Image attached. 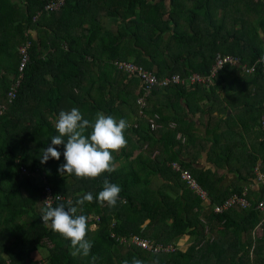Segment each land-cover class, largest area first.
<instances>
[{
  "label": "trees",
  "instance_id": "obj_1",
  "mask_svg": "<svg viewBox=\"0 0 264 264\" xmlns=\"http://www.w3.org/2000/svg\"><path fill=\"white\" fill-rule=\"evenodd\" d=\"M86 1L68 0L59 12L47 13L34 20L37 13L43 9V0H0V105L8 106L7 110L0 114V263L11 260L12 264H91L92 257L96 256L95 264H123L125 260L132 264L134 258L144 264H224L222 256L231 250L235 257L239 256L240 262L236 264H246L244 257H249V252L253 249V254L259 257L257 263L253 264H264V232L260 239L253 240L252 236L246 242L238 244L241 234H251L260 223H263L264 229V212L255 208L260 200L257 202L249 199L253 204L249 209L235 207L222 214L214 213L215 205L222 204L233 194L243 195V188H223L211 177V171L193 173L197 182L208 192L211 201V209L208 212L219 226L217 237L203 238L204 246L201 250L198 251L196 246H192L186 252L177 249L173 253L156 254L136 246L120 244L112 237V234L117 237L138 235L155 243L175 244L185 235L196 238L202 236L201 231L204 230L200 229V225L205 227L201 224L202 214L197 211L196 214L193 213L196 208L202 211L203 200L182 180L180 174L172 169L171 164L167 165L169 160L174 162L177 159L175 148L182 149L181 141L176 140L179 130L167 129L168 134L160 128L161 125L167 126L169 123L157 107L149 109L151 99L158 91L174 90L187 97L192 91L197 93L202 90L199 101L210 99L214 103L218 99V90L221 91L224 84L229 88L233 82L240 79V82L248 84L254 92L253 104L261 117L264 110V74L261 70L253 75H244L237 69L226 68L210 87L179 85L156 89L149 98L145 113L149 117L159 116L155 119L157 129L151 128L148 118L139 116L138 94L135 96V93L129 90L127 93L123 92L128 96L123 101L130 105L129 110L139 118L137 124L131 126L126 133H132L138 143L146 146V152L132 158L133 150L123 149L121 153L126 159L125 163L112 173L106 172L97 178H77L71 175L73 183H69L68 174L62 176L58 171L60 165L65 163L63 145L57 146V150L61 152L59 161L49 159L47 163H41V149L47 147L51 143V137L58 135V132L47 118H23L21 111L26 105L24 99H27V90L35 87L36 69L41 63L58 61L60 57L61 64L78 67V77H81V66L87 63L86 57H93V61L88 64H96L95 59L99 57L97 52L106 39L98 41L97 24L85 27V16L82 22L72 17L80 13ZM101 1L109 4L113 2L116 9L110 6L112 11L110 10L108 15L124 22L118 33H107L111 37L113 49L106 57V63L110 64L112 60V68L124 80L128 77L132 78L131 80L138 79L119 71L113 64L117 59L133 61L159 78L176 74L185 78L192 74H208L217 54L234 55L240 57L244 63L254 64L264 52L262 2L192 0L196 6L189 10V30L185 31L178 26L180 29L174 27V32L171 33L173 28L170 22L174 18L171 12L169 20L164 18L168 10L162 3L154 4L152 16H145L144 21L141 15L135 12V8L140 6L136 5L138 0ZM139 1L141 4L145 3V0ZM94 21L96 23L97 19L94 18ZM146 24L148 30L145 28ZM31 31H37L38 36L34 38ZM28 41L32 43V60L24 72L17 98L12 104H8L7 94L18 75L19 48ZM178 45L182 46V52L174 51V47ZM128 46L133 48L132 52H129ZM44 55L46 62L43 60ZM133 84L132 82L131 85ZM114 94L117 96L116 91ZM115 109L117 110L110 104L108 115L115 117ZM136 125L138 127H135ZM186 138L189 140L190 136L187 135ZM158 139L165 140V150L162 149V153L172 152L173 155L172 158L165 157V162L160 160L158 154L155 155V148L158 147L153 145V142ZM204 141L205 144L200 148L206 150L210 143L209 155H216L218 158L220 154H217V133L208 132ZM258 147L261 155L249 158L252 165L250 175L253 178L259 157L263 160L261 169L264 172V141L261 140ZM225 161L229 163V155ZM180 162L184 169L188 167ZM23 167L27 168L28 174L23 173ZM160 175L169 179L170 184L164 182L162 189L152 188V177L159 179ZM43 177L55 194L65 197L54 206L64 204L67 208L71 201L72 205L79 208L81 206L76 205V201L88 192L93 193L94 201L85 202L82 206L83 213L78 212L88 217L100 216V221H95L98 228L91 230L87 235V238L93 241L89 256L73 257L70 254V241L54 232L50 224L43 223L37 209L42 203L45 187ZM105 179L122 188L120 200L115 207L108 206L106 202L101 204L96 199L98 193L103 190ZM175 190L180 194L175 196ZM89 226L91 227L90 222ZM144 227L146 229L143 230ZM17 232L24 234L22 237L18 236L20 241L16 237L7 236L18 235ZM231 234L234 236L233 240L225 242L224 245L221 241ZM44 238H47L50 246L44 243ZM40 248L46 250L47 257L42 261H34L31 254ZM122 250L126 252L119 255ZM211 254L214 259L218 257L216 263L209 262ZM117 257L120 258L115 259ZM234 259L232 258V261Z\"/></svg>",
  "mask_w": 264,
  "mask_h": 264
},
{
  "label": "crops",
  "instance_id": "obj_2",
  "mask_svg": "<svg viewBox=\"0 0 264 264\" xmlns=\"http://www.w3.org/2000/svg\"><path fill=\"white\" fill-rule=\"evenodd\" d=\"M161 3L168 10L164 18L169 20L170 15H173L172 18L174 19L170 22V26L173 28L171 33L174 32V27L178 26L188 31L190 19V14L188 13L191 8L194 9L196 6L192 0H145L144 4H141L138 0L136 5L140 6L135 8V12L139 13L144 20L145 16H152L153 5ZM110 6L116 9L113 2L109 4L101 0H87L83 8L80 9V13L72 16L74 20L78 19L77 21L81 22L85 16V27L88 28L97 24L96 30L99 29L97 33L98 41L106 39V42H102L97 52L99 57L95 59L96 64L94 66L88 64L93 61V57H86L87 63L81 66V77H78L76 76L78 67L72 64H61L60 57L58 61L41 63L36 69L35 87L27 90V99H24L26 105L21 111L23 118L29 120L47 118L55 128V123L62 110L70 111L73 107H76L81 111L85 119L94 120L97 112H103L108 115V109L111 104L117 108L113 112L116 119H127L131 126L137 124L139 118H137V114L134 115L129 110L130 105L123 101L128 97L123 92L132 91L137 96L140 82L131 80L132 78L130 77L126 80L120 78L116 70L112 68V60L110 64L106 63V57L113 49L111 37L107 33H118L119 28L124 24L119 19L117 20L108 15L110 10L112 11ZM94 18L97 19L96 23ZM135 27L138 28V26ZM147 27L148 25L146 24L145 28L148 30ZM31 33L34 38L38 36L37 31H31ZM128 47L129 52H132L133 48L131 46ZM182 50L183 48L180 45L174 47L175 52H182ZM43 60L44 62L47 60L45 55ZM132 82L134 83L133 85H131ZM115 91L119 97L114 94ZM202 92V90L197 91V93L192 91L187 97H184L174 90L170 92L158 91L151 99L149 109L157 107L163 112L167 123H169L167 126L161 125L160 128L164 129V132L166 131L168 134L167 129L172 131L179 130L176 140L181 141L182 149L175 148V158L177 159L174 162H178L181 165L180 161H182L184 165L188 166L186 170L190 171L191 174L195 173V171H211V177L223 188L232 190L234 187L241 186L243 193L247 195L248 199L258 202L264 195V184L258 182L256 177L253 178L250 175L252 170H248L250 156L261 155L258 145L263 137L260 130L261 117L253 104L254 92L251 91L248 84L240 82V79L233 82L229 88L224 84L222 90H218V99L214 103L210 99L199 101V96ZM110 93L112 94L110 95ZM208 132H216L219 137L217 154L220 155L218 158L216 155H209L210 143H208L206 150L200 148V146L205 144L204 139L207 137ZM125 135L127 146L123 149L133 150L134 155L132 158H136L141 152H146V146L138 143L136 137H132V133H126ZM187 135L190 136L189 140L186 138ZM153 145L158 147L155 148V155L158 154L161 161L165 162V159L170 156L172 158V152L169 154L162 153L165 150V140L160 141L158 139L153 142ZM123 149L114 155L118 167L125 163L126 160L121 153ZM167 151L168 149H166ZM228 155L229 163H226L225 158ZM260 160L262 161L261 164L263 163V160L259 157L255 167L260 165ZM169 161L167 162L168 166L173 163L172 159ZM25 169L27 168L25 167ZM164 182L165 184H170L169 179L162 178L161 175L159 179L152 177V188L162 189L161 185ZM178 193L180 194L179 191L175 190V196L179 195ZM210 203V198L203 201L202 211H198L196 208L193 213L196 214L197 211L202 214L201 224L205 225V229L200 225V229L204 230V232L201 231L202 236L199 238L192 235L183 236L177 241L181 244L182 249L175 244L177 249L186 252L192 246H196L199 251L204 246L203 238L207 237L208 239L211 237L214 239L219 235L217 234L219 226L212 220L211 213L208 212L211 209ZM38 211L40 212L39 209ZM90 223L91 228L94 226L92 230L98 228L97 224ZM262 224L260 223L256 226L251 234H241L238 244L246 242L252 236L253 240L262 238L264 232ZM233 238L234 236L231 234L221 242L225 245V242H230ZM253 251V249L250 250L249 257L245 255L244 263H257L256 260H259V257H256ZM218 255L220 256V254ZM210 258V263H216L218 257L214 259L213 254H211ZM222 258L224 264L240 262L239 256L235 257L231 250L223 254ZM232 258H235L234 261H232Z\"/></svg>",
  "mask_w": 264,
  "mask_h": 264
},
{
  "label": "clouds",
  "instance_id": "obj_3",
  "mask_svg": "<svg viewBox=\"0 0 264 264\" xmlns=\"http://www.w3.org/2000/svg\"><path fill=\"white\" fill-rule=\"evenodd\" d=\"M131 127L127 119H116L114 116L97 112L94 120L85 119L81 111L73 107L70 111H60L55 129L59 133L51 137V143L41 149V163L49 159L57 161L61 152L57 146H64L65 163L60 165V175H75L77 178H97L103 173H112L117 170L113 153L119 152L127 146L126 131ZM66 138V139H65ZM121 186L105 179L103 190L98 193V201L115 207L120 200ZM50 198L43 201L40 208V217L45 225L70 241L73 257L89 256L93 241L87 238L92 230L89 226L90 217L83 213L85 202L94 201L91 192L84 194L76 201L77 207L69 201L66 208L64 204L53 206ZM94 227V226H93ZM96 256L92 257L91 264H95ZM123 264H129L127 260ZM132 264H144L139 259H133Z\"/></svg>",
  "mask_w": 264,
  "mask_h": 264
},
{
  "label": "built area",
  "instance_id": "obj_4",
  "mask_svg": "<svg viewBox=\"0 0 264 264\" xmlns=\"http://www.w3.org/2000/svg\"><path fill=\"white\" fill-rule=\"evenodd\" d=\"M68 0H43L44 6L41 11L37 13L34 17V20H38L40 16L47 13L59 12L67 3ZM256 2L264 3V0H255ZM32 43L28 41L19 48L20 63L18 66V75L13 84L10 87L8 92L7 103L12 104L18 96L19 89L21 88L24 72L26 67L30 64ZM115 67L119 71H123L130 76L137 78L140 82V89L138 92L137 104L139 107V116L143 118H148L151 124L152 129H157L158 125L156 120L159 116L155 115L149 117L145 111L148 108L149 98L152 96L153 92L159 88H168L170 86H195L203 85L210 87L214 84L217 76L226 68H234L239 70L244 75H253L258 70H261L264 74V52L262 56L254 64L244 63L240 57L234 55H223L217 54L212 65L210 72L206 75L203 74H192L185 78L180 75H172L163 78H159L152 71L145 69L143 66L133 62V61H123L115 60L113 62ZM7 104L0 105V114H3L7 110ZM261 131L263 132L262 141H264V110L261 116ZM135 127H138L137 125ZM172 169L179 173L182 180L187 183V185L196 192V194L203 200L206 201L209 199L208 193L204 190L201 185L197 182L193 174L190 171L184 169L178 162H173L171 164ZM23 173L28 174V170L22 168ZM254 174L256 180L264 184V172L261 169V166L258 165L254 169ZM45 182V187L43 189L42 202L50 198L49 202L54 206L57 202L63 201L65 197L57 195L54 193L51 186L47 183L46 178H42ZM235 207H241L243 209H249L253 207V204L247 198V195L233 194L230 198L226 199L222 204L214 206V213L222 214L226 211H229ZM256 209L264 212V195L260 202L255 206ZM90 222L95 223V221H100V216L91 215ZM120 244L127 246H136L143 250L150 251L156 254H168L173 253L177 250L175 244H162L152 242L150 239L140 237L138 235L131 237H117L116 234H112ZM0 264H12L11 260H6Z\"/></svg>",
  "mask_w": 264,
  "mask_h": 264
},
{
  "label": "rangeland",
  "instance_id": "obj_5",
  "mask_svg": "<svg viewBox=\"0 0 264 264\" xmlns=\"http://www.w3.org/2000/svg\"><path fill=\"white\" fill-rule=\"evenodd\" d=\"M188 14H190V13H188ZM120 20V19H119ZM20 57V56H19ZM133 59V58H132ZM131 60V59H130ZM246 146H248L247 144H246ZM261 160H260V166L262 167V165H261ZM250 167H251V164L249 163V165H248V170H250ZM69 176V177H68ZM67 176V178H68V180H70L69 181V183H73V178L71 177V175H68ZM40 208H41V204H39L38 205V208L37 209H39L40 210ZM96 216H98V215H96ZM20 221V220H19ZM92 229H94V227H92ZM144 229H146V227H144L143 228V230ZM18 233V232H17ZM24 234L23 233H18V235L17 234H7V236H12V237H16L17 238V240L18 241H20L21 240V238L20 237H18V236H23ZM120 237H129V236H120ZM44 243L45 244H49V246H50V243L48 242V240H47V238H44ZM176 245H178L181 249H182V246H181V244L179 243V242H177V243H175ZM127 246V245H126ZM126 249H128V248H126ZM126 251H124V250H122V251H120V253L121 254H119V255H124V254H122V253H125ZM47 252H46V250L44 249V248H40V249H38L37 251H35V252H33L32 254H31V258H33V260L35 261V260H44L46 257H47V254H46ZM120 257H117V258H115V259H119ZM39 264H41V263H39Z\"/></svg>",
  "mask_w": 264,
  "mask_h": 264
}]
</instances>
